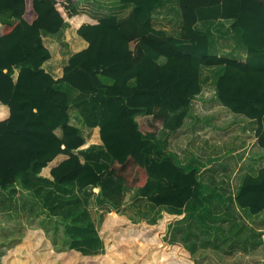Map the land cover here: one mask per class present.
<instances>
[{"label":"trees","instance_id":"16d2710c","mask_svg":"<svg viewBox=\"0 0 264 264\" xmlns=\"http://www.w3.org/2000/svg\"><path fill=\"white\" fill-rule=\"evenodd\" d=\"M78 1L0 0V190L8 191L32 174L62 190L93 188L118 208L124 190L136 189L155 206L171 209L158 217L161 230L156 234L137 227L146 240L166 250L168 260L160 263L158 258L157 264H195L185 247L166 243V236L175 220L198 214L193 202L205 208L200 168L182 164L172 152H152L153 137L163 128L180 125L178 120L169 127L171 116L186 111L200 94L202 67L221 66L215 81L217 100L231 113L256 121L257 144L264 149V0H178L183 21L178 37L152 26L153 10L163 0H117L132 9L99 19L80 13ZM218 18L235 20L232 28L241 30L248 57L236 61L208 54V35L195 25ZM60 33L66 39L71 33L73 48L53 70L60 71L54 78L45 67L58 64L59 54H54L60 47L42 37ZM62 84L76 92L73 100L60 89ZM72 101L98 111L95 138L109 163L81 162L74 152L84 139L70 123ZM46 193L47 201H58L59 196ZM234 202L252 216L264 210V167L242 178ZM118 220H124L123 215L111 213L99 232L81 230L86 227L82 225L77 234L90 233L93 243L84 248L83 236L66 251L52 250L45 235L44 241H33L41 234L29 230L1 264H31L32 258L18 257L33 256V250L48 257V264H108L109 259L136 264L141 254L125 255L116 250L115 241L123 230L133 236L130 240L138 249L146 243L135 241L133 223L118 226ZM111 222L113 243L105 229Z\"/></svg>","mask_w":264,"mask_h":264},{"label":"rangeland","instance_id":"374dc122","mask_svg":"<svg viewBox=\"0 0 264 264\" xmlns=\"http://www.w3.org/2000/svg\"><path fill=\"white\" fill-rule=\"evenodd\" d=\"M128 7L117 0L77 2L80 13L93 19L124 14L129 11ZM161 20V17H156L151 23L155 27H158L157 24L162 27L165 21ZM63 34L46 38L60 47L54 54H59L56 65L61 64L63 56L73 48L69 39H73L71 33L67 39ZM163 61L161 59L159 62ZM208 69L203 67L200 76L204 93L194 97L186 111L171 116L169 127L178 120L180 125L174 129L163 128L153 137L152 152H172L182 164L199 166V177L204 185L205 208L201 203L193 202L198 214L184 221L175 220L166 236V243H178L185 247L195 264H264V211L252 216L234 202L242 178L247 174L254 175L264 167V149L258 146L256 138L257 123L231 113L219 103L214 90L216 73L210 69L205 73ZM60 89L69 93L70 100L75 98L76 92H72L69 85L62 84ZM69 117L70 123L78 127L81 136L87 139L82 148L76 151L80 160L109 163V156L95 138L98 111L87 103L73 104L72 101ZM46 191L51 196L62 193L67 198L59 197L58 201L51 203L44 197ZM140 194L136 189H125L122 205L113 208L93 188L62 190L38 181L32 174H26L16 187L0 196V255L21 240L28 230L41 234L33 241H44L46 236L56 251L69 250L75 240L80 238L81 241L83 236L86 242L83 247L88 248L93 243L92 237L88 236L90 233L77 234L84 228L82 225L86 227L81 230L91 231L92 228L99 231L102 221L110 220L111 213H114L123 215L124 220H118V226L124 222L133 223L130 224L136 228L135 241H139L138 245L146 243L144 248L138 249L137 244L130 240L133 236L122 230L115 241L118 243L117 251L119 248L121 253L128 256V252L140 253L136 264H157L158 258L160 263L166 261V250L158 246L161 243L146 240V235L138 232L137 227H148L147 230L156 234L161 230V221L156 223L158 217L161 213H170L171 209L157 207ZM74 195L79 200L71 199ZM84 213L86 217L92 215L94 222L90 224ZM114 225L111 222L105 228L109 243H113L112 236L115 234L108 230ZM96 239L101 242L99 236ZM36 252L39 253L33 250V256L25 253L18 258H32L29 260L31 264H48L49 258L40 257ZM182 263L189 264L188 261ZM108 264H115L114 259H109Z\"/></svg>","mask_w":264,"mask_h":264},{"label":"crops","instance_id":"0c3cea01","mask_svg":"<svg viewBox=\"0 0 264 264\" xmlns=\"http://www.w3.org/2000/svg\"><path fill=\"white\" fill-rule=\"evenodd\" d=\"M128 6H129L128 7L129 10H131L133 7L132 5H128ZM169 8L171 9L172 12L169 10ZM154 17L155 18L161 17V19H162L161 21L162 22L165 21L162 27H160L159 24H157L158 27H155V25L153 26V24H152V26L155 29L162 30L167 35H171V36H175V37L179 36L183 21H182V15L180 12L178 0H163L162 4L153 10L152 19H154ZM234 21L235 20L231 19V18H228V19L218 18V19H206V20H202V21L197 22V24L195 25V28L201 32H205L208 35V54L210 56L219 57V58L227 59V60H236V61L237 60H243L246 57H248V48L242 43V40H241V33H242L241 30H235L232 28V24ZM165 25L173 27V30L166 31L164 29ZM47 37H49V36H43L42 38L44 40ZM49 51H50V49H49ZM60 65L61 64H59V65L55 64V66H54L53 64L50 63L49 66L45 67V68L47 71H49L50 73L53 74L54 78H56V77L60 76V71L58 74H55L53 70L57 69ZM204 68L205 69L209 68L210 70H213L216 73V78L222 71L221 66L204 67ZM209 69L205 73L210 72ZM201 71H202V69H201ZM214 90H215V88H214ZM204 91L205 90L202 86L200 94H198L196 97L203 94ZM250 121H254V120H250ZM56 134L59 135V131H56ZM83 139H84V143H85V140H87V139L86 138H83ZM80 148H82V147H80ZM76 151H74V152L77 154ZM79 159H80V157H79ZM81 162H84V161H81ZM42 174L44 176H47V173L45 172V170L43 171ZM60 189H61V187H60ZM56 190L60 191L59 189H56ZM8 191L0 190V196L6 195ZM75 191H77V190L75 189ZM59 197L60 198H67L64 196V194L62 195V193H61V195H59ZM71 199H74L75 201H77V200H79V197L74 195ZM87 220L90 221L91 223H93L94 217L92 215L87 216ZM96 232H99V231L96 230ZM18 242L14 243L12 246L8 247L6 249V252H4L0 255V264H1L2 257H5L11 249H13L16 245H18L19 244ZM0 246H2V244ZM52 246L53 245H51V248L53 250L54 247H52ZM0 248H2V247H0Z\"/></svg>","mask_w":264,"mask_h":264}]
</instances>
